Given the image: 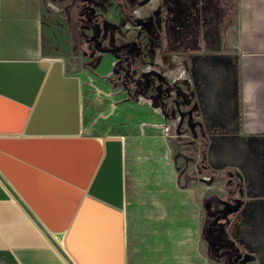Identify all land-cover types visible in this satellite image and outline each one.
Here are the masks:
<instances>
[{"label":"water","instance_id":"obj_1","mask_svg":"<svg viewBox=\"0 0 264 264\" xmlns=\"http://www.w3.org/2000/svg\"><path fill=\"white\" fill-rule=\"evenodd\" d=\"M124 158L195 254L198 207L175 186L162 136L81 135L78 77L60 60L0 61V177L45 233H63L76 264H124Z\"/></svg>","mask_w":264,"mask_h":264},{"label":"crops","instance_id":"obj_2","mask_svg":"<svg viewBox=\"0 0 264 264\" xmlns=\"http://www.w3.org/2000/svg\"><path fill=\"white\" fill-rule=\"evenodd\" d=\"M83 1L0 0V61L60 60L65 75L80 77V73L70 70L68 61L73 56L72 51L76 50L80 58H85L84 53L89 50L78 43V39L91 34L86 29L80 30L76 20ZM161 1L90 0L89 4L96 14L121 24L124 33H134L136 29L125 24L124 7L132 15L148 17ZM47 2L53 3L55 9H50ZM200 3L204 37L214 46L212 52L223 51L217 47L229 48L236 63L231 75L208 73L210 87L205 85L203 102L212 122L209 159L215 160L211 162L213 170L209 176L212 178L207 183L211 186L209 192L218 197L237 196L234 181L235 175H239V193L245 199L241 209L247 213L264 212V0H201ZM55 33L65 36L57 39ZM57 42L67 43V46L65 52L56 55L52 49ZM105 64L102 61L100 67ZM157 117L162 118L159 114ZM220 170L222 176H217L216 171ZM1 179L0 264H72L63 251V233H55L56 238L53 233H45ZM125 194L122 208L124 264L206 263L198 240L195 254L189 255L183 240H174V243L168 240L169 243L161 239L128 237L127 221H131L127 219ZM192 197L199 211L193 194Z\"/></svg>","mask_w":264,"mask_h":264},{"label":"rangeland","instance_id":"obj_3","mask_svg":"<svg viewBox=\"0 0 264 264\" xmlns=\"http://www.w3.org/2000/svg\"><path fill=\"white\" fill-rule=\"evenodd\" d=\"M200 1H161L159 7L162 6L160 8L162 18L152 30L160 34L157 37L156 34H151L149 39H145L147 46L144 49L145 56H138L132 59L133 61L116 55L117 52L109 42L107 44L104 41L102 49L98 50L93 42H90L89 46L82 44L84 39H78V43L86 48L91 47L90 52L84 53L85 58H80V53L76 50L72 51L73 56L68 61L72 67L70 70L80 73L78 77L80 134L99 138L160 135L167 141L171 155L174 152L173 144L178 143L184 154L195 159V162L188 164L183 176L197 175V179H191L187 187L199 206L198 245L205 257V264H238L235 253L231 252L227 258L223 254L226 248L224 240H230L234 248L250 257L243 264H264V228L261 225V221H264V212L251 213L254 228H249V224L246 223L248 220L233 226L235 218H245L242 210L235 213L228 223L222 218L212 222L213 210L209 207V201L213 193L209 192L211 186L201 180L202 178L209 183L212 178L209 176L213 170L210 154L206 148L202 149V137L198 135L194 138L185 125L179 135L175 131L178 110L191 108L195 101L194 87L197 85L203 95L206 93L205 85L210 87L208 73L218 75L226 72L231 75L236 66L229 48L217 47L216 49L223 51L212 52L214 46L204 37ZM55 34L58 36L57 39H63L65 36L64 33ZM115 37L116 42L136 39L133 33ZM66 46L67 43L64 45L57 42L52 50L56 55L61 54L65 52ZM102 61L106 63L103 68L100 67ZM146 79L149 80V89L144 85ZM160 88L163 91L158 98L156 94ZM189 98L191 101L187 102ZM201 110L194 107L193 113L196 118L200 119L205 115ZM157 114L162 118L159 119ZM156 125L168 127L169 131L165 133L162 128H156ZM211 134L212 130L206 136L210 139ZM192 138L197 141L196 149L181 143ZM203 152V162L209 168L208 171H203L200 166ZM216 174L222 176L221 170L216 171ZM124 181L128 201L127 219L131 221H127L128 237L161 239L166 242L171 240L173 243L174 240L184 239L182 234H175L155 216L152 194L145 184L135 180L131 170L126 173ZM262 201L264 208V198ZM162 226L165 227L166 233L157 231V228ZM203 230L205 237L215 239L218 243L211 245L207 240H203ZM202 243L205 245L202 246Z\"/></svg>","mask_w":264,"mask_h":264},{"label":"flooded vegetation","instance_id":"obj_4","mask_svg":"<svg viewBox=\"0 0 264 264\" xmlns=\"http://www.w3.org/2000/svg\"><path fill=\"white\" fill-rule=\"evenodd\" d=\"M82 3L83 4H81V8L79 12L76 15L77 24H79L78 27L80 26L79 27L80 30L86 29L91 32L90 35L86 37L84 36L81 38L82 40L84 39L83 40L84 42L82 43L86 45L88 44L90 46V42H93L94 43L93 45L98 50L102 49V46L104 45V41L107 44L109 42L114 47L115 52H117L116 55H120V58H127L130 61L132 59H135L138 56H145L144 49L147 47L145 43V39H149L151 37V34H156L155 37H157L160 34V32L157 33L152 30H154L156 23L160 21V19L162 18V13L160 9L162 7L161 5L156 10L151 12L148 17H138L135 15H132L127 10V8L124 7L125 24L128 25L127 26L128 28L131 25V27H134L136 29L135 32L133 33L136 36V39H131L130 41L129 40L121 41V42L117 40L116 42L115 41L116 35H119V36L128 35V33H124V30L122 29L121 24L117 25L115 23H112L106 20L100 14H96L94 9H92L89 4L90 0H84ZM136 19H141V22L138 24ZM88 49H89L88 52H90L91 47H89ZM144 85H146L147 89L150 88L148 79L144 81ZM162 91H163L162 88H160V90L158 89V93L156 94V97L159 98V96L162 95L161 94ZM204 95L205 93L202 95L201 90L196 85V87H194V95H193L195 97V101L192 103V107L178 110V114L176 116L177 124L175 126V131H176V134L179 135L181 132V128L185 125L186 128L190 130V132L194 135V138L198 137V135L202 137L203 139L202 149L206 148L210 154V151H211L210 144H209L210 139L206 135L210 133L212 122L210 121V119H208L206 115V112H207L205 108L206 105L203 102ZM189 100L191 101V99L189 98L187 102ZM184 101L186 100L184 99ZM194 107L201 108L202 113H204L205 115L200 117V119L196 118L193 113ZM171 114L172 116H174L173 112H171ZM156 126H160V125H156ZM140 136H144V135H140ZM194 138L189 139L188 142L182 141L181 143L185 144L186 147L196 149L197 141ZM177 144L178 143L173 144L174 152L172 155L169 153V149H168V156H169L168 162L171 165L172 170L174 172L175 186L181 190H189L187 187L188 182L191 179H197V175L187 177V176H183V174L185 173L188 164L195 162V159L191 156L184 154L181 151V146ZM216 153L217 152L215 151V154ZM203 159H204V152L202 153V158L200 159V166L203 171H208L209 168L204 164ZM214 161H215L214 158L211 157L210 162L214 163ZM127 167H130V168L128 169ZM130 170L135 180H139L143 184L146 185V181H145L146 171L134 170V167L132 165H129V163L124 158L123 159V181L125 180L126 173H129ZM235 177H236V180L234 181V185L236 186L235 191H236L237 196L233 197V196L227 195L226 197H218L216 195H211L210 201H209V204H210L209 207H211V209L213 210L212 222H216L218 219L222 218L225 220L226 223H228L230 222L231 218H233V215L235 213L240 212L242 210V212L245 214V218L244 219L242 217H238L237 219L235 218V222L233 223V226L240 225L244 220H248L246 223L249 224V228L250 227L254 228V225H253L254 221L252 220L251 213H247L246 210L241 209L242 203H243L242 196L239 193L240 192L239 186H241V178L239 177V175H235ZM124 194H125V181H124ZM214 205H219V207L217 208L215 207L214 209ZM198 216H199V211H198ZM246 216L248 219H246ZM261 222L263 223V224L261 223V225L264 228V221L262 220ZM197 226H198L197 227V240H199V219L198 217H197ZM165 227L167 226L165 225ZM165 227L164 226L158 227L157 231L164 233ZM204 230H203V235H204ZM238 234H240V232ZM203 240H207L211 245L218 243L217 240L211 239L207 236L205 237V235L203 237ZM223 243L226 246V248L223 251V254L225 255L226 258L229 256L231 252L235 253V259H237L238 264H243L245 263V260L250 258L243 252H239L236 248H234L230 240H224Z\"/></svg>","mask_w":264,"mask_h":264},{"label":"built area","instance_id":"obj_5","mask_svg":"<svg viewBox=\"0 0 264 264\" xmlns=\"http://www.w3.org/2000/svg\"><path fill=\"white\" fill-rule=\"evenodd\" d=\"M47 5H48V7L50 8V9H55V6L53 5V3H51V2H47ZM157 128L159 127V128H162V130L165 132V133H167L168 131H169V128L168 127H161V126H156ZM201 180H203L204 182H206V183H208L206 180H204V179H202L201 178ZM4 181V180H3ZM65 253V252H64ZM66 254V253H65ZM66 256L71 260V262H72V264H76L67 254H66Z\"/></svg>","mask_w":264,"mask_h":264},{"label":"bare ground","instance_id":"obj_6","mask_svg":"<svg viewBox=\"0 0 264 264\" xmlns=\"http://www.w3.org/2000/svg\"><path fill=\"white\" fill-rule=\"evenodd\" d=\"M0 179H1V177H0ZM1 180H2V179H1ZM5 184H6V183H5ZM18 199H19V198H18ZM53 235H55V238L58 237L57 234H55V233H53ZM51 243H52V242H51Z\"/></svg>","mask_w":264,"mask_h":264}]
</instances>
